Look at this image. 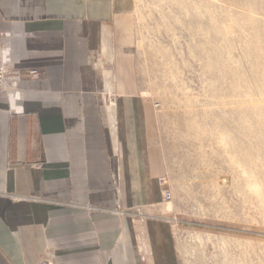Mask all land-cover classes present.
<instances>
[{
    "label": "crops",
    "instance_id": "crops-1",
    "mask_svg": "<svg viewBox=\"0 0 264 264\" xmlns=\"http://www.w3.org/2000/svg\"><path fill=\"white\" fill-rule=\"evenodd\" d=\"M133 0H0V264H181L150 112L122 38ZM37 72L31 78L27 72Z\"/></svg>",
    "mask_w": 264,
    "mask_h": 264
},
{
    "label": "rangeland",
    "instance_id": "rangeland-1",
    "mask_svg": "<svg viewBox=\"0 0 264 264\" xmlns=\"http://www.w3.org/2000/svg\"><path fill=\"white\" fill-rule=\"evenodd\" d=\"M122 48L181 264H264V0H133Z\"/></svg>",
    "mask_w": 264,
    "mask_h": 264
},
{
    "label": "built area",
    "instance_id": "built-area-1",
    "mask_svg": "<svg viewBox=\"0 0 264 264\" xmlns=\"http://www.w3.org/2000/svg\"><path fill=\"white\" fill-rule=\"evenodd\" d=\"M11 38L10 34L0 32V92L16 96L18 83L21 79L20 71L15 68L14 63L9 56L8 41ZM31 78L37 77V72H27ZM162 186H166L163 192V202L170 203L172 194L164 179L161 181ZM35 264H56L54 261L44 259L36 262Z\"/></svg>",
    "mask_w": 264,
    "mask_h": 264
},
{
    "label": "bare ground",
    "instance_id": "bare-ground-1",
    "mask_svg": "<svg viewBox=\"0 0 264 264\" xmlns=\"http://www.w3.org/2000/svg\"><path fill=\"white\" fill-rule=\"evenodd\" d=\"M200 17H201V16H200ZM196 18H197V17H196ZM200 19H202V18H200ZM200 19H199V20H200ZM200 22H201V20H200ZM200 22H199V23H200ZM200 24H203V23H200ZM206 25H207V24H206ZM206 28H207V27H206ZM210 28H211V27H210ZM207 31H208V30H207ZM208 32H210V31H208ZM211 33H212V31H211ZM209 43H210V42H209ZM210 46H211V45H210ZM205 47H206V46H205ZM250 161H251V160H250Z\"/></svg>",
    "mask_w": 264,
    "mask_h": 264
}]
</instances>
